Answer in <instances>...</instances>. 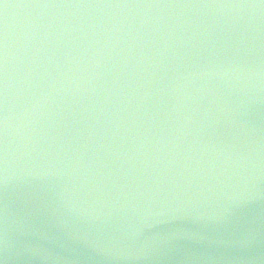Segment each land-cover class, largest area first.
I'll use <instances>...</instances> for the list:
<instances>
[{"label":"water","instance_id":"1","mask_svg":"<svg viewBox=\"0 0 264 264\" xmlns=\"http://www.w3.org/2000/svg\"><path fill=\"white\" fill-rule=\"evenodd\" d=\"M0 264H264V0H0Z\"/></svg>","mask_w":264,"mask_h":264}]
</instances>
